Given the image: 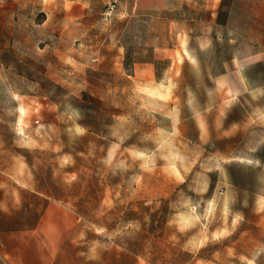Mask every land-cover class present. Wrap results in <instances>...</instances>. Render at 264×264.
<instances>
[{"label":"rangeland","instance_id":"374dc122","mask_svg":"<svg viewBox=\"0 0 264 264\" xmlns=\"http://www.w3.org/2000/svg\"><path fill=\"white\" fill-rule=\"evenodd\" d=\"M52 1L0 0V227L53 196L143 264H264V0L137 10L129 62L158 48L173 66L157 82L107 71L117 1L71 36ZM229 75L252 88L233 93Z\"/></svg>","mask_w":264,"mask_h":264},{"label":"crops","instance_id":"0c3cea01","mask_svg":"<svg viewBox=\"0 0 264 264\" xmlns=\"http://www.w3.org/2000/svg\"><path fill=\"white\" fill-rule=\"evenodd\" d=\"M96 0H53L52 4L62 13L57 17L56 25L62 21L65 28L71 29L67 35H72V28L85 27L86 20L91 15L93 3ZM113 0H101L106 4ZM118 9L116 17L124 25L122 33L117 39L115 48L118 51L119 61L113 63L108 72H116L138 80L139 82L155 81L168 72L173 62L165 68H157V59L166 58L167 55H159L154 48L153 59H135L129 62L131 57L139 55L125 41L124 31L137 10L150 8H169L178 0H115ZM222 0H219V3ZM42 10L46 8V0H42ZM219 3L218 6L219 7ZM130 17V18H128ZM47 20L39 25H45ZM53 32L55 29H52ZM64 30V29H63ZM66 30V29H65ZM113 49V48H111ZM227 68L223 73H229ZM160 72V73H159ZM159 73V77L157 75ZM160 80V79H159ZM230 88L233 93L249 90L252 87L244 78L237 79L229 75ZM41 199L47 196L39 192ZM47 208L39 210L37 218L27 225L15 226L12 229L0 227V264H143L139 252L132 247L124 246L117 241L95 242L84 234V227L79 224L77 214L70 208L57 203L58 199L49 197Z\"/></svg>","mask_w":264,"mask_h":264},{"label":"built area","instance_id":"2783aa9c","mask_svg":"<svg viewBox=\"0 0 264 264\" xmlns=\"http://www.w3.org/2000/svg\"><path fill=\"white\" fill-rule=\"evenodd\" d=\"M115 9H116V4L115 2H112V3H109L106 8H105V11H104V15L106 18L110 17L114 12H115Z\"/></svg>","mask_w":264,"mask_h":264}]
</instances>
